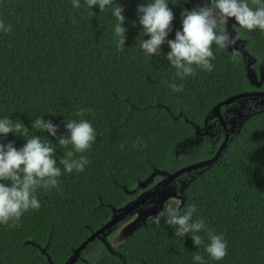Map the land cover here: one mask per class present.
<instances>
[{"label": "trees", "instance_id": "1", "mask_svg": "<svg viewBox=\"0 0 264 264\" xmlns=\"http://www.w3.org/2000/svg\"><path fill=\"white\" fill-rule=\"evenodd\" d=\"M119 2L126 17L120 51L111 42L114 18L108 9L93 6L92 14L83 0L75 9L71 0H0V20L10 26L0 32V116L30 126L42 115L59 126L58 134L65 131V116L83 118L97 133L84 153L89 163L82 172L63 173L61 165L58 188L37 189L38 209L0 225V264H64L72 249L111 217L112 207L135 197L131 190L139 181L156 170L171 172L212 156L220 138L188 145L194 125L201 126L217 102L252 88L239 56L214 44L213 68H196L182 81L163 58L146 59L139 48L140 26L130 23L141 0ZM168 2L175 30L186 7L181 0ZM237 34L264 62V32ZM169 81L182 82V89L172 91ZM77 105L91 111L77 116ZM9 140L17 147L24 142L12 133L0 142ZM56 148L57 156L63 155L65 148ZM193 175L180 207L194 204V218H203L226 241V255L218 261L201 244L203 264H264V110L246 119L217 160ZM152 215L112 251L99 238L90 241L74 264H193L196 246L190 237L180 238L163 223L152 225Z\"/></svg>", "mask_w": 264, "mask_h": 264}, {"label": "clouds", "instance_id": "2", "mask_svg": "<svg viewBox=\"0 0 264 264\" xmlns=\"http://www.w3.org/2000/svg\"><path fill=\"white\" fill-rule=\"evenodd\" d=\"M252 2L257 5L255 8L250 7L249 0H200L190 9H180V26L174 30L173 11L168 0H141L135 7L136 20L130 23L140 26L139 48L143 56L146 59L163 58L182 81L185 76L192 75L196 68L205 71L213 68V44L217 48H227L235 42L234 36H230L227 31L218 30V26L226 24L229 18L233 20V33L240 29L264 32V0ZM181 3H187V0H181ZM83 4L92 14L93 6L99 12L108 9L110 16L114 18L111 42L118 51L123 50L126 39L124 5L119 0H83ZM71 6L74 9L80 8L81 0H71ZM9 28V25L0 20V32H8ZM170 32L173 33L171 38ZM162 45L167 47V51L163 53ZM168 87L178 92L183 84L169 81ZM90 111L88 107L77 105L75 114L82 116ZM58 127L42 115L34 116L30 120V126H25L18 119L0 116V140L12 133L24 141L18 147L11 140L0 142V225L17 222L24 212L38 209L40 201L37 189L58 188L62 169L63 173H79L89 163L84 153L97 139L92 122L65 116V131L58 134ZM29 129L33 131L25 136ZM37 130L46 132L47 135H35ZM49 137L55 138V143ZM56 145L65 148L63 155L57 156ZM77 153L80 155H76ZM145 206L152 205L148 202ZM195 212L194 204L182 208L177 199L152 215L151 223L156 226L163 223L171 227L173 233L180 238L189 236L196 246L191 257L193 264H203L204 258L198 251L201 244L211 260H221L226 255V241L222 233L213 231L203 218H194Z\"/></svg>", "mask_w": 264, "mask_h": 264}, {"label": "water", "instance_id": "3", "mask_svg": "<svg viewBox=\"0 0 264 264\" xmlns=\"http://www.w3.org/2000/svg\"><path fill=\"white\" fill-rule=\"evenodd\" d=\"M194 4V0H188L187 3H185V7L190 9ZM233 20L232 18H229L227 23L224 26L223 31H227L230 36H234L235 42L230 44L227 47V50L236 53L239 52L240 54L247 56L246 57V77L248 79V82L255 85V86H260L264 82V68L261 69L259 76L256 75L255 71L250 68L253 60L251 59L252 56L249 54L247 48H246V39L240 37L237 35V33H233L232 31V25ZM248 96H254V98L257 99L256 105L260 106L259 111L264 110V90H252V91H242L237 94L231 95L219 102H217L210 110L209 114L204 118L206 121L208 116H216L219 121L221 122L222 125L225 127V134L223 139L221 140L220 144L216 148L215 152L212 154V156L205 158V159H200L185 165H182L178 167L177 169L168 172L164 170H156L154 171L149 177L144 179L143 181H139L138 185L134 187L131 191H135L138 187L144 185L146 182H148L152 176L155 173H161L164 176L159 180L157 183H155L152 187L148 188L147 190L141 192L137 197L131 199L128 201L126 204L120 206V207H112V214L111 217L100 227L97 229L93 230L84 240H82L79 245H77L75 248L72 249L71 255L68 257V259L64 262V264H74L77 258L80 255V251L92 240L95 238H99L107 247L110 251H112V248L109 246L107 240H106V235L108 232H110L118 223L123 221L129 214H131L134 211H138L139 216L134 224V226L128 231L127 235L125 238L137 227L140 225L141 222H144L146 218L150 215H147L145 217V210L143 209V204L147 202L148 200H153L155 205H154V210L153 213L157 212L160 210L164 203L163 199L166 198L167 196L170 195H178L182 198L181 203L184 200L183 196V190L184 187L188 184L189 180L183 179L182 185L178 187L176 183V179L180 177L181 174L183 173H188L192 170H198V173L201 172L202 167L204 166H210L213 162H215L222 152V150L225 148L227 145V142L232 139V137L239 132L241 129L243 123L247 118H249L253 113H246L243 116L241 115L239 118L238 124H231L230 127L228 128L225 124V120L222 118V114L220 113V107L222 105H226L227 103H230L234 101L235 99H239L242 97H248ZM199 126H196L194 130V135L190 137L188 140L187 144H194L196 141H198V134L200 133V130H198ZM230 132H234L232 135ZM186 143H182V146H184ZM177 191L180 192V194H177ZM180 203V204H181ZM151 214V215H152ZM41 251L43 253L45 252V249L42 248ZM47 256V259L50 260L49 256Z\"/></svg>", "mask_w": 264, "mask_h": 264}, {"label": "flooded vegetation", "instance_id": "4", "mask_svg": "<svg viewBox=\"0 0 264 264\" xmlns=\"http://www.w3.org/2000/svg\"><path fill=\"white\" fill-rule=\"evenodd\" d=\"M235 54L238 55L240 60L242 61V64L245 69V75H246V64H247L246 57L247 56H244L240 54L239 52H236ZM251 56H252L251 59L253 60V62L250 68L255 71L257 76H259L261 69L264 68V62H258V59L256 56L252 54ZM263 84L264 82L260 86H255L251 84L252 88H250L249 90H245V91L264 90V88H261ZM256 103H257V99L254 98V96H248V97H242L239 99H235L234 101L227 103L226 105H222L223 108L221 109L220 107V113L222 114L223 120H225L226 126L229 128L231 124H236V123L238 124L239 118L241 115L243 116L244 114L249 113V112L250 113L258 112V110L260 109V106L256 105ZM196 126H199V125H194V130ZM224 127L225 126L221 124V122L216 116H208L207 120L206 121L203 120L202 125L198 127V130H200V133L198 134V140H202L205 138H214V139L220 138V142H221L225 134ZM220 142L218 143V145L220 144ZM177 182L178 181L176 179V183Z\"/></svg>", "mask_w": 264, "mask_h": 264}, {"label": "rangeland", "instance_id": "5", "mask_svg": "<svg viewBox=\"0 0 264 264\" xmlns=\"http://www.w3.org/2000/svg\"><path fill=\"white\" fill-rule=\"evenodd\" d=\"M233 133L234 132H230L231 135ZM200 142H201V140L196 141L195 142V145L196 144H199ZM193 172H197L198 173V170H192V171L186 173L188 175V177H181V176L178 177L177 178V181H178L177 182V185H178V187H180L182 185V181H183L184 178L187 179V180H189L192 176H194L193 175ZM163 176L164 175L161 174V173H155L148 182H146L144 185L138 187L135 191H133L135 197H137L141 192H143V191L147 190L148 188L152 187L155 183H157L159 180H161V178ZM137 185H138V183H137ZM177 194H180V192L177 191ZM177 199H179V201L181 203L182 198L180 196H178V195H176V196H174V195L167 196L166 198L163 199V202H167L169 200L176 201ZM148 202L151 203V205H152L151 207H146L145 206ZM154 205H155V203H154L153 200H148L147 202H145L143 204V209L145 210V217L147 215H151L153 213V210H154L153 207H154ZM138 216H139L138 211L132 212L123 221H121L120 224L116 225L110 232L107 233L106 240H107L109 246L112 249L115 248V246L117 245V243H119L120 241H122L125 238V236L127 235L128 231L134 226V224H135Z\"/></svg>", "mask_w": 264, "mask_h": 264}]
</instances>
